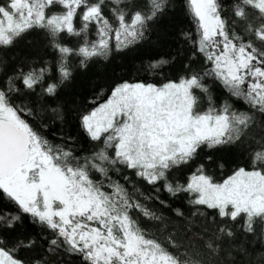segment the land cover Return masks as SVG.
I'll return each mask as SVG.
<instances>
[{
  "label": "snow or ice",
  "instance_id": "6c2138e0",
  "mask_svg": "<svg viewBox=\"0 0 264 264\" xmlns=\"http://www.w3.org/2000/svg\"><path fill=\"white\" fill-rule=\"evenodd\" d=\"M168 5L169 0L0 3V50L38 29L56 54L52 62L21 67L0 83V201L18 210L0 206V231L30 217L53 234L50 252L63 248L82 264H217L209 260L220 252L217 241L234 237L237 225L245 233L264 231V134L259 139L253 135L257 115L264 118V0H186L196 37L184 36L207 68L159 85L115 84L103 103L79 117L80 127L97 145L88 155L77 157L71 148L48 139L26 119H39L35 107L16 102L17 97H35L44 102L41 111L46 110L72 79L75 66L87 68L95 59L133 49L147 39ZM68 38H73L72 46L65 43ZM166 63L148 67L155 71ZM208 78L243 100L251 112L238 111L227 101L217 107ZM51 111L62 118L58 107ZM252 140L257 147L251 149L249 167H237L218 180L201 163L185 183L174 179L205 149L228 151ZM129 172L156 193L188 194L191 216L203 218L205 231L209 220L216 225L214 238L203 246L206 251L191 241L185 245L171 232L161 239L142 226L141 217L165 220L144 201L169 205L135 186L130 189ZM173 211L185 217L180 208ZM34 243L10 245L0 235V264H29L16 253ZM237 251L247 255L243 247Z\"/></svg>",
  "mask_w": 264,
  "mask_h": 264
},
{
  "label": "trees",
  "instance_id": "16d2710c",
  "mask_svg": "<svg viewBox=\"0 0 264 264\" xmlns=\"http://www.w3.org/2000/svg\"><path fill=\"white\" fill-rule=\"evenodd\" d=\"M5 2L6 0H0V3ZM223 2L227 4L229 0ZM184 33L196 37V25L187 11L186 0H169L166 12L153 23L146 40L126 52H113L107 60L95 59L87 68L75 66L72 79L61 87L58 99L49 101L45 105L46 110L41 111L40 105L44 102H37L35 97H17L16 102L35 107L40 113L39 119L31 117L26 119L38 127L48 139L71 148L77 157L88 155L96 150L97 145L89 140L80 127L79 117L82 113L103 103L115 84L127 80L159 85L169 80H178L192 71L203 72L207 68L203 57L196 52L193 44L185 39ZM91 38L94 39L95 36ZM65 43L72 46L74 40L68 38ZM55 55L48 37L42 30L30 31L12 48L0 50V83L8 76L14 75L21 67L27 70L30 66L39 67L45 61L52 62ZM160 60H166L168 63L155 71L149 69L150 64ZM205 82L217 107L227 101L238 111L251 112L243 100L230 96L219 82L213 81L212 78H208ZM52 107H58L62 118L51 111ZM201 107H207L206 100ZM256 120L253 135L259 139L264 134V118L257 115ZM255 147H257L255 140H252L239 147L233 146L228 151L205 149L196 161L177 170L174 179L185 183L196 167L203 163L209 174L222 180L237 167H249L251 149ZM209 156L211 159H208ZM220 164L224 167L220 168ZM127 174L133 182L128 185L130 189L135 186L146 195L159 196L160 200L167 201L169 205L163 207L156 199L144 201L158 214H162L165 220L160 223L141 217L142 226L156 233L161 239L171 232L185 245L191 241L201 251H206L203 246L210 237L214 238L216 225L209 220L208 231H205L203 218L191 216L193 208L188 203V194L181 193L172 197L163 189L156 193L153 191V186L137 179L131 172ZM0 206L7 207L12 212L18 211L7 201H0ZM175 208H180L185 213V217L176 216L173 211ZM233 230L234 237H224L217 241L220 252L215 257H209V260H214L217 264H231L233 260L236 264H249V262L258 264L264 258V231L258 228L256 233H245L240 225ZM0 235L4 236L10 245L18 240H23L25 243L35 241L31 248H24L16 253L29 264H35L36 260H45L46 264H82L79 256L71 255L63 248L55 253L50 252L49 241L53 238V234L38 223H33L30 217L24 216L22 224H18L12 230L0 231ZM240 247L247 250L246 256L237 251Z\"/></svg>",
  "mask_w": 264,
  "mask_h": 264
}]
</instances>
